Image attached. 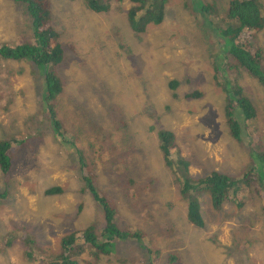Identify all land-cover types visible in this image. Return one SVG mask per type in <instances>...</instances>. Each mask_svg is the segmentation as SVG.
<instances>
[{
    "label": "rangeland",
    "instance_id": "1",
    "mask_svg": "<svg viewBox=\"0 0 264 264\" xmlns=\"http://www.w3.org/2000/svg\"><path fill=\"white\" fill-rule=\"evenodd\" d=\"M108 1V10L97 13L87 9L88 0H49L52 22L63 32L61 43L67 47L58 111L71 126L67 134L72 141L77 137L73 145L60 141L48 121L40 127L42 135L31 123L32 115L42 119L43 110L47 113L42 77L31 60L0 59V141L10 144L9 169L6 175L0 170V264H45L59 250L61 237L90 224L96 225L99 242L105 240L100 200L82 193L87 179L105 200L114 202L121 228H135L148 237L113 239L109 254L86 257L84 252L76 258L78 264H163L171 250L185 253L182 264H264V162L253 161L245 150L255 151L253 138L264 143L263 87L246 73L230 76L221 69L223 78L235 79L256 112L244 121L236 109L242 129L238 144L229 136L224 116L227 94L214 80L220 41L217 47L203 37L211 32L216 38V27L209 24L203 34L205 29L193 23L183 0H170L163 22L136 35L127 20L129 0ZM224 1L227 6L229 0ZM193 2L196 8L198 2ZM22 8L21 3L0 0V46L32 42L21 41L33 35ZM258 44L264 46V31ZM131 54L137 63L128 65ZM170 80L179 82L175 90L168 87ZM193 91L200 97L184 98ZM72 95L79 99L72 100ZM159 129L175 135L173 158L197 162L189 166L197 180L212 170L232 177L248 166L257 169L261 178L250 172L251 181L242 190V197L250 200L242 207L236 201L224 204L211 218L210 195L197 196L205 226L187 223V201L172 168L164 164ZM53 186L62 192L42 194ZM171 202L174 212L162 213V203ZM164 218L169 222L163 223ZM162 226L164 233L156 237ZM157 247L162 258L154 260L149 250Z\"/></svg>",
    "mask_w": 264,
    "mask_h": 264
},
{
    "label": "trees",
    "instance_id": "2",
    "mask_svg": "<svg viewBox=\"0 0 264 264\" xmlns=\"http://www.w3.org/2000/svg\"><path fill=\"white\" fill-rule=\"evenodd\" d=\"M11 1L14 3H21L24 6L25 10L22 8L24 18L27 22L30 20L29 23L31 22L33 27V35L28 38H22L21 41L27 39L32 42H26L21 45L18 43L2 44L0 46V59L2 61L10 60L11 62L31 60L36 69V73H39L42 77L43 90H45L44 102L47 106V113L43 110L42 119H39L37 114L32 115L33 120L31 123L37 127L40 135H42L40 127L45 121H48L50 128L53 129L54 135L59 138L60 141H63L66 145H73L77 142V137L75 135L76 141L73 142L71 139L72 134H67V130L71 128V126L64 123V114L58 111L60 106L58 95L61 93L63 94L65 87L60 71V67L62 64L64 65L63 58L67 48L61 43V39L64 37L63 32L59 33V27L56 26L54 21L52 22L49 0ZM114 1L121 2L122 0ZM195 1L198 2L196 8L192 7L194 3L193 0H183L182 2H184V7L187 9L188 13L193 17V23L205 29L203 34L208 30L209 24L216 27V36L219 39L217 37L214 38L215 35H211V32L203 37L209 38L211 43L214 44V46L217 45V47L220 41L219 47L221 50L215 57L216 61L213 62L215 70L214 80L227 94L224 116L228 125L229 136L235 142L241 143V124L239 125L234 113L236 109H239L244 121H250L256 116L255 108L249 97L247 98L243 94L242 88L235 84L234 78H223L224 73L221 69L224 67L225 73L230 76L233 74L239 75L240 71L246 73L254 78L264 89V46L258 44V34L264 31V1L229 0L227 6H225L224 0ZM129 2L127 20L136 35L144 32L149 25L155 26L161 24L165 18L166 9L169 12L171 10L170 0H129ZM84 4L90 11L98 13L108 10L109 1L88 0V4L85 2ZM138 12L139 19L136 21L134 17L137 16ZM196 15H199V18H197ZM210 17H213L215 22H212V20L208 21ZM184 23L187 24L189 21ZM72 34L74 35V39L78 37L75 33ZM125 44L126 46L123 50L127 47V43ZM75 48L76 47L73 46V48H71L72 51H75ZM116 48L117 47L114 46L115 50ZM119 51H121V49H119ZM133 56L134 54H131L130 57L127 58L128 65L137 63L136 59H132ZM62 70L66 71L69 70V68L64 67ZM178 85L179 82L176 80H170L168 82V87L171 90H175ZM200 95L198 91H193L192 93L184 94V98H198ZM173 97H177V95L173 94ZM71 99L76 101L79 98L76 99V96L72 95ZM156 135L164 164L166 167L172 168L174 178L176 179L175 183L177 185L179 184L178 189L180 188V194L187 201V223L197 228H203L205 226L197 196L199 197L204 194L210 195L211 201H209L210 208H208V212L211 218H213L214 211L222 209L224 204L234 203L236 201L235 204L242 207L246 201L250 200L246 197L245 199L242 197V190L251 181L248 178L250 172L251 174L256 172L258 177L261 178L257 169L248 166L243 170L244 173L242 175H234L232 177L217 170H212L197 180L195 176L189 173V166L191 164H197L192 157H187V159L183 157L173 158L174 155L172 150L176 148L174 133L168 129H159ZM23 143L24 141L21 139L20 145H23ZM252 144L256 149L255 151H250L245 148V150H247V156H250L253 161L264 162V143L253 138ZM9 149L10 144L8 141H0V170L4 175H6L10 166L9 159L6 156V152ZM102 158H107V156L104 154ZM255 158L258 160H254ZM98 160L99 158H97V161ZM92 162L93 161L90 163ZM82 163L84 164L83 160H81V166ZM107 163L110 167L111 160H107ZM97 165L96 162L95 168ZM108 170L111 172L110 168H108ZM257 175H255V178H257ZM22 180L26 181L23 176ZM87 181L89 184L86 190L82 189V193H89L95 201L100 200L99 206L102 210L104 219V226L100 230V233L101 239L106 237L105 240L99 242V237H97L95 233L97 227L95 224H90L81 231H73L61 237L59 239V250H57L53 258L51 257V260L47 259L45 264H78L76 258L84 252L86 253V257H97L100 254H109L108 250L111 249V241L113 239H137L145 241V237H148L145 232L141 230L135 228H121L114 218L115 215H117L116 209L114 208L115 206H113L114 202L112 200H105L103 192L96 187L95 183H92L91 179H87ZM61 192V187L53 186L43 190L42 194L52 196L54 194L58 195ZM207 201L208 200L205 198L206 204ZM160 209L162 213L170 214L175 210L174 203H162ZM210 210L212 211L210 212ZM162 222L165 223L169 221L164 218ZM174 223L175 222H173V224ZM165 228L166 226H162L156 237H161V233H164L162 230ZM167 235L168 234L165 233V236ZM163 238L164 237L160 238L159 241ZM88 248H92L93 251H89ZM41 250L42 249L39 248V252L42 253L43 250ZM61 252L65 253L60 255ZM149 253L152 255L150 258L154 260L162 258L161 250L158 247L150 249ZM184 254L185 253H180L175 250L168 251L167 255L162 258L161 263L182 264L183 257H185ZM191 254L192 253L188 254L189 257ZM135 263L138 264L137 262Z\"/></svg>",
    "mask_w": 264,
    "mask_h": 264
},
{
    "label": "clouds",
    "instance_id": "3",
    "mask_svg": "<svg viewBox=\"0 0 264 264\" xmlns=\"http://www.w3.org/2000/svg\"><path fill=\"white\" fill-rule=\"evenodd\" d=\"M118 3V2H117ZM128 10V9H127ZM24 121H27V119H24ZM28 122V121H27Z\"/></svg>",
    "mask_w": 264,
    "mask_h": 264
}]
</instances>
